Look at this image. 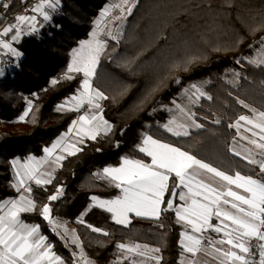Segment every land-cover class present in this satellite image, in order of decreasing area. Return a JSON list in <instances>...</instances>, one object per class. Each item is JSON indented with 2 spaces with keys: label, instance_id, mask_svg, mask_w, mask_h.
I'll list each match as a JSON object with an SVG mask.
<instances>
[{
  "label": "trees",
  "instance_id": "obj_1",
  "mask_svg": "<svg viewBox=\"0 0 264 264\" xmlns=\"http://www.w3.org/2000/svg\"><path fill=\"white\" fill-rule=\"evenodd\" d=\"M108 1L61 0L60 13L52 14L49 26L38 34H23L15 43L22 58L17 66L0 76V200L17 196L9 186L14 175L10 161L15 157L42 156L43 148L67 131L72 120L81 114V111H56L58 104L76 93L83 79L81 73L70 81L61 77L67 71L71 50L80 40L89 37L93 21ZM4 2L8 0H0V4ZM222 3L223 0H138L119 44L108 41L93 79V86L110 97L102 104L105 119L114 125L113 132L96 141L88 140L83 152L68 156L51 184H32L31 195L38 207L49 203L53 216L70 221L76 227L86 255L98 264H111L118 252L116 243L125 241L162 247L164 264L179 262L182 226L175 222L172 212L162 215L159 223L164 224L163 228L153 220L141 218H133L124 227L115 224L110 213L93 207L83 219L107 230L111 233L108 237L77 222V217L91 203V196L111 199L120 194L119 189L96 179L94 172L107 165L118 166L119 158L124 155L150 161L135 148L142 132L181 147L230 174L240 171L254 175L259 171L258 168L253 171L254 166L231 153L236 130L228 125L249 112L238 100L264 111V83H261L264 66L256 67L245 59L253 55L255 41L264 35V31L255 36L248 32L264 19V0H233L234 6L228 9L221 8ZM25 5L23 0H11L7 10L0 7V30ZM240 37L243 43L238 44ZM215 47L222 50L214 51ZM192 54L204 55L207 59L190 65L188 71L171 67ZM125 59H135L131 70L118 66ZM233 70L240 73L236 85L229 83L234 79ZM177 77L179 84L175 83ZM52 79L60 82L52 85ZM161 80L163 84L153 92ZM196 80L210 81L207 92L212 99L203 98L194 109L196 119L204 127L187 137L173 136L158 126L168 117L167 111L158 106L172 105V100L179 98L181 88ZM25 97L34 102L35 123L31 114L26 122L17 121L27 106ZM217 119L219 124L214 123ZM98 148L101 151H96ZM58 186H63V195L49 202L47 197ZM22 218L40 224L42 234L54 244V251L73 264L74 246L65 247L47 221L37 212L22 214Z\"/></svg>",
  "mask_w": 264,
  "mask_h": 264
},
{
  "label": "snow or ice",
  "instance_id": "obj_2",
  "mask_svg": "<svg viewBox=\"0 0 264 264\" xmlns=\"http://www.w3.org/2000/svg\"><path fill=\"white\" fill-rule=\"evenodd\" d=\"M10 3L11 0H8L0 4V7L7 10ZM137 3L138 0H119L118 3L106 4L93 21L94 27L89 38L80 40L79 46L71 50V60L61 79L73 80V73H82L83 79L76 93L58 104L56 111L79 113L84 109L83 113L72 120L67 132L57 137L50 146L43 148L44 156L37 158L29 155L23 158V162L21 157H15L10 161L14 175L9 186L15 189L18 196L0 200V264H68L54 251V244L49 242L48 237L41 233V225L27 223L22 218V214L33 212L47 221L52 232L64 241L65 247L75 245L79 248V253H71L73 264H96L86 255L76 230H69L66 222L52 216L49 203L38 207L31 195L32 183L36 186L51 184L56 168L62 167V162L68 156L83 152L86 140L96 141L98 137H106L113 132L114 125L105 119L102 104L110 97L93 86V78L100 58L108 48V40L103 37H110L119 44L123 37L120 25L127 19V15H131ZM59 5L60 0H37L30 9L33 15H15V22L7 24L0 31V37L14 33L10 41L0 39V48L19 58L22 53L13 47L12 41H19L24 34L23 26L27 25L29 35L37 32V15L42 16L44 21H50V10L55 11ZM233 6V0H223L221 8ZM117 9L119 15L114 14ZM112 21H120L115 32L108 27ZM261 31H264V19L248 29L253 36ZM237 43H243V37ZM255 43L258 45L256 55L245 59L256 67H262L264 35ZM213 50L219 52L222 49L215 47ZM112 52L115 53L116 49L113 48ZM204 59H207L204 55L192 54L174 62L171 67L188 71L190 65ZM236 62L240 63L239 60ZM134 63L135 59H125L118 66L131 70ZM3 75L4 71L0 69V76ZM233 77L229 83L235 84L240 73L233 70ZM59 82L58 79L51 80L52 85ZM209 82L192 83L183 88V95L190 105L199 103L202 97L212 99L204 91V84ZM175 83H180L178 77ZM160 84H163V80L152 91L158 90ZM32 95L36 96L35 93ZM25 99L27 106L17 121L26 122L31 114L32 122L35 123L34 102L30 98ZM111 99L114 101L115 97ZM238 103L249 109L251 115H239L228 126L235 128L237 135L253 147L246 148L247 154L243 156L235 147L230 148V151L254 166L253 171L258 168V173L243 175L240 171H235L230 174L145 131L140 134L135 148L150 158V162L124 155L119 158L118 166L107 165L94 172L92 175L96 179L119 189L120 194L111 199L91 196V203L77 217V222L92 232L108 237L111 233L107 230L86 223L83 219L93 207L110 213L111 220L124 227H128L133 218H141L153 220L158 227L163 228L164 224L159 223L162 215L172 212L175 222L182 226L178 240L181 249L178 264H264V111L250 107L243 100H238ZM172 104L175 105V110L161 105L165 111L174 114L159 127L176 137H187L190 135L189 129L204 127L197 123L196 113L190 107L176 103L175 99ZM214 123L219 124L220 120L217 119ZM242 128L244 132L251 133V136L241 134ZM70 136H73L71 141L68 140ZM62 195L63 186H58L47 200L56 201ZM177 199L182 203H177ZM213 219L217 222L213 223ZM60 229H63V233ZM212 233L217 235L214 237ZM115 247L118 252L111 264H164L162 247L134 241L117 242ZM77 256L79 261L76 260Z\"/></svg>",
  "mask_w": 264,
  "mask_h": 264
},
{
  "label": "rangeland",
  "instance_id": "obj_3",
  "mask_svg": "<svg viewBox=\"0 0 264 264\" xmlns=\"http://www.w3.org/2000/svg\"><path fill=\"white\" fill-rule=\"evenodd\" d=\"M61 1V0H60ZM119 2V0H109L108 1V3L107 4H109V3H118ZM137 5V4H136ZM133 10H134V8H133ZM114 14L115 15H119L120 13H119V10L117 9V10H115V12H114ZM125 15H127V13H125ZM130 15H127V19H128V17H129ZM127 19L123 22V24L122 25H120V21H112L111 23H109L108 24V27L109 28H111L112 29V31L113 32H115L116 31V26L117 25H120L121 26V28H122V31H123V33H124V30H125V26H126V24H127ZM36 27H37V29H38V31L37 32H35V33H32V34H38L40 31V26L39 25H36ZM28 33V27H27V25H25L24 26V34H27ZM14 33H10V35H13ZM104 39H107L108 41H110V40H112L110 37H107V36H104L103 37ZM11 40V37L9 38V41ZM17 41H12V44H13V47H15V48H17L16 46H15V43H16ZM79 46V45H78ZM77 46V47H78ZM77 47H75V48H77ZM258 47V45L257 44H254L253 45V55L252 56H250V57H254L255 55H256V48ZM18 50V49H17ZM19 51V50H18ZM13 58V60H14V65H15V62H16V58H14V57H12ZM70 60H71V58H70ZM247 62H248V60H247ZM18 65V63H16V66ZM253 65V64H252ZM72 75H76L75 73H73ZM83 75V74H82ZM205 80H196V81H193V82H190V83H188V84H186L184 87H182L181 88V90H183V88H185V87H187V86H189L190 84H192V83H201V82H204ZM237 82H238V80L236 81V83L234 84V85H236L237 84ZM209 84L210 83H206V84H204V91H206L207 92V87L209 86ZM181 93H179V95H178V99L176 100V103H178V104H181V105H185V106H188V107H190L191 108V110L193 111V112H195L194 111V109H195V107L197 106V105H199L200 104V102H201V100L203 99V97L200 99V101H199V103H197V104H193V105H190L189 103H188V101H187V99L184 97V95H183V92L182 91H180ZM208 93V92H207ZM169 108H173L174 110H175V105H170V106H168ZM158 108H160V109H163L161 106H158ZM164 110V109H163ZM83 111H84V109H81V114L83 113ZM167 113H168V119H167V121L171 118V116L174 114V113H170V112H168L167 111ZM162 124H164V123H158V126L159 125H162ZM53 216V215H52ZM53 217H55V218H59V220L61 221V222H66V226H67V228H69V230H72V229H75L76 230V227L70 222V221H68V220H66V219H62V218H60V217H58V216H53ZM51 227V226H50ZM76 234H78L77 233V230H76ZM81 240V239H80ZM141 244V243H140ZM73 247L74 246V248L73 249H71L72 251H76L77 253H79V248H77L75 245H69V247ZM89 258V257H88ZM91 259V258H90ZM76 260L77 261H79V256H77L76 257ZM91 260H93V259H91ZM95 261V260H94ZM96 262V261H95ZM96 264H98L97 262H96Z\"/></svg>",
  "mask_w": 264,
  "mask_h": 264
},
{
  "label": "crops",
  "instance_id": "obj_4",
  "mask_svg": "<svg viewBox=\"0 0 264 264\" xmlns=\"http://www.w3.org/2000/svg\"><path fill=\"white\" fill-rule=\"evenodd\" d=\"M25 26V25H24ZM23 26V27H24ZM23 35V34H22ZM11 37V35L9 34L7 37H0V39H7V40H9V38ZM89 38V37H88ZM88 38H86V39H88ZM2 56H8V57H10L11 59H13L12 57H14V56H12L10 53H6V50H4V49H2V48H0V58H2ZM14 58H16V57H14ZM22 58V55L19 57V58H16V63H19V61H20V59ZM97 68H98V66H97ZM97 70V69H96ZM7 72H4V75L6 74ZM82 74V73H81ZM3 75V76H4ZM74 76V75H73ZM94 79V78H93ZM259 111V110H258ZM244 115H251V113H250V111L248 112V113H246V114H244ZM167 119H168V117H167ZM167 119L164 121V122H161V123H166L167 122ZM197 123H199V121L197 120ZM235 129V128H234ZM195 130H197V128H191V129H189V132L191 133V132H195ZM236 130V129H235ZM65 132H67V131H65ZM65 132H63V133H65ZM241 134H243V135H247V136H251V133H247V132H244V129L242 128L241 129ZM73 136H74V134H73ZM73 136H70V137H68V140L69 141H71L72 139H73ZM155 138V137H154ZM235 138V140L233 139L232 140V143H231V145H230V148H232V147H235V149L237 150V151H240L241 153H242V156L243 155H246L247 153L245 152V149L246 148H252L253 146L252 145H250V144H248V141L247 140H243V139H241L240 138V136L239 135H237V131H236V136L234 137ZM88 140H86L85 141V143L87 142ZM166 143V142H165ZM231 153L232 154H234L232 151H231ZM42 156H44V154L42 155ZM42 156H40V157H42ZM236 156V155H235ZM242 156H236V157H239V158H241V159H243L242 158ZM37 157V156H36ZM37 158H39V157H37ZM257 158H259V157H257ZM244 160V159H243ZM22 162H23V159H22ZM146 162H150V161H146ZM60 167H58V168H56V170H55V172L59 169ZM55 172H54V175H55ZM242 174V173H241ZM244 175V174H243ZM171 182V181H170ZM32 184H34V183H32ZM177 191H179V189L177 190ZM17 196H18V193H17ZM17 196H15V197H17ZM10 198H14V197H10ZM167 198V197H166ZM176 202L177 203H182L181 201H179L178 199L176 200ZM26 222V221H25ZM217 221L215 220V219H213V223H216ZM27 223H29V222H27ZM69 229V228H68ZM60 231H61V233H63V229H60ZM42 233V232H41ZM44 235V234H43ZM211 235H213L214 237L217 235V234H215V233H212Z\"/></svg>",
  "mask_w": 264,
  "mask_h": 264
},
{
  "label": "built area",
  "instance_id": "obj_5",
  "mask_svg": "<svg viewBox=\"0 0 264 264\" xmlns=\"http://www.w3.org/2000/svg\"><path fill=\"white\" fill-rule=\"evenodd\" d=\"M23 1L26 3V5L21 10H19L16 14H14V16H11L6 21L4 26H6L9 23H14L15 22L14 21V17L17 14H27V15H33L34 14V13H32L30 11V9L37 2V0H23ZM61 7H62V2L60 1V5L55 11H51L50 10V15L52 16L53 13L59 14L60 10H61ZM26 9L29 10V11L26 12L25 11ZM37 21H38L37 25L40 26V30L39 31H41L43 27H47V26H49V24H51L52 19L50 21H44L42 16L37 15ZM3 27L1 28L0 31H2ZM15 66H16V62H15V65H14V60L11 59L10 57L2 56V58H0V69H3V71L10 70V69H12Z\"/></svg>",
  "mask_w": 264,
  "mask_h": 264
}]
</instances>
